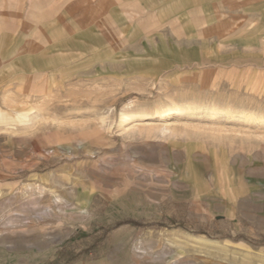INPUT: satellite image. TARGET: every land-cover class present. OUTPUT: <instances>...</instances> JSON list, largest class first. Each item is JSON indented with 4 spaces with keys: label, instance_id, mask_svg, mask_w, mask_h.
Masks as SVG:
<instances>
[{
    "label": "rangeland",
    "instance_id": "obj_1",
    "mask_svg": "<svg viewBox=\"0 0 264 264\" xmlns=\"http://www.w3.org/2000/svg\"><path fill=\"white\" fill-rule=\"evenodd\" d=\"M0 108V264H264V0H0Z\"/></svg>",
    "mask_w": 264,
    "mask_h": 264
},
{
    "label": "bare ground",
    "instance_id": "obj_2",
    "mask_svg": "<svg viewBox=\"0 0 264 264\" xmlns=\"http://www.w3.org/2000/svg\"><path fill=\"white\" fill-rule=\"evenodd\" d=\"M176 109H177V112L179 111L178 109H180V108H178V107H175ZM175 109V110H176ZM19 113V112H18ZM158 114H160V112L158 113ZM145 114L144 113H135V114H130V113H128L127 111H123L122 113H121V117H122V119L125 121V120H128V119H130V118H133L134 119V117L135 118H137V117H140V116H144ZM19 117H21V116H19ZM22 117H27V116H23V114H22ZM30 117V116H29ZM28 117V118H29ZM142 118V117H141ZM9 120H11V117H10V115L7 113V112H5L2 108H0V122L1 121H3V122H7V123H9ZM10 125V124H9ZM14 125V124H13Z\"/></svg>",
    "mask_w": 264,
    "mask_h": 264
},
{
    "label": "crops",
    "instance_id": "obj_3",
    "mask_svg": "<svg viewBox=\"0 0 264 264\" xmlns=\"http://www.w3.org/2000/svg\"><path fill=\"white\" fill-rule=\"evenodd\" d=\"M5 111V110H4Z\"/></svg>",
    "mask_w": 264,
    "mask_h": 264
}]
</instances>
